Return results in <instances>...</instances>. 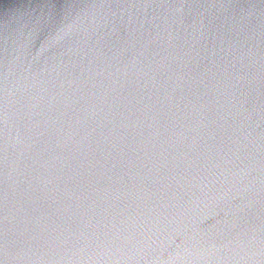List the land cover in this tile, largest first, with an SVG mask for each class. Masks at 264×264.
<instances>
[{
	"label": "water",
	"instance_id": "1",
	"mask_svg": "<svg viewBox=\"0 0 264 264\" xmlns=\"http://www.w3.org/2000/svg\"><path fill=\"white\" fill-rule=\"evenodd\" d=\"M0 264H264V0H0Z\"/></svg>",
	"mask_w": 264,
	"mask_h": 264
}]
</instances>
